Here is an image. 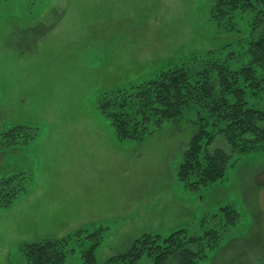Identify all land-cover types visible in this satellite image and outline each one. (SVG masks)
Wrapping results in <instances>:
<instances>
[{"label": "rangeland", "instance_id": "obj_1", "mask_svg": "<svg viewBox=\"0 0 264 264\" xmlns=\"http://www.w3.org/2000/svg\"><path fill=\"white\" fill-rule=\"evenodd\" d=\"M215 1L0 0V132L37 128L28 144L0 148V177L33 176L28 193L0 208V264H26L23 243L99 225L107 227L99 263L144 233L217 228L222 238L198 264H264V148L239 154L217 135L211 148L232 154L226 178L188 189L177 168L202 122L198 108L142 142L121 143L96 106L102 92L194 57L246 64L256 12L217 19ZM248 101L264 110V90ZM225 207L238 214L229 220ZM67 264H84L81 250Z\"/></svg>", "mask_w": 264, "mask_h": 264}, {"label": "trees", "instance_id": "obj_2", "mask_svg": "<svg viewBox=\"0 0 264 264\" xmlns=\"http://www.w3.org/2000/svg\"><path fill=\"white\" fill-rule=\"evenodd\" d=\"M244 11L256 12L258 30L248 40L244 54L249 58L243 66L232 69L226 61L209 55L194 57L149 80L106 90L97 99V109L110 120L121 143L142 142L164 123L177 121L193 107L198 108L202 122L177 168L178 179L188 189L207 187L226 178L232 154L211 148L217 135H223L232 152L239 154L264 148V110L249 106L248 101L249 95L264 90V77L258 76V70H264V0H216L211 9L217 19L228 17L230 22L237 12ZM36 135L34 126H11L0 132V148L28 144ZM32 182V174L26 171L0 177V208L11 207L31 190ZM225 210L229 220L238 214L227 207ZM106 229L99 225L61 238L23 243L19 251L26 264H67V258L78 249L84 264H138L144 257L153 264H198L207 257V247L214 248L222 238L217 228L199 236L189 235L183 228L166 236L144 233L125 251L99 263L96 250Z\"/></svg>", "mask_w": 264, "mask_h": 264}]
</instances>
